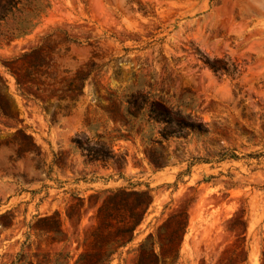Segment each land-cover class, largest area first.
<instances>
[{"label": "rangeland", "instance_id": "1", "mask_svg": "<svg viewBox=\"0 0 264 264\" xmlns=\"http://www.w3.org/2000/svg\"><path fill=\"white\" fill-rule=\"evenodd\" d=\"M13 5L0 22V264H75L119 190L149 207L112 264H135L182 212L172 264H261L264 3ZM25 21L38 25L16 38ZM164 111L178 136L163 138Z\"/></svg>", "mask_w": 264, "mask_h": 264}, {"label": "trees", "instance_id": "2", "mask_svg": "<svg viewBox=\"0 0 264 264\" xmlns=\"http://www.w3.org/2000/svg\"><path fill=\"white\" fill-rule=\"evenodd\" d=\"M0 0V22H5V14L13 9V0ZM13 5V6H12ZM41 11L33 16L39 18ZM38 25H30L26 21L16 30V38L29 35ZM68 74L67 72L64 73ZM63 74V75H64ZM78 74H76L77 76ZM131 106L135 107V103ZM152 108V109H151ZM154 106L150 107L149 114L153 116ZM161 123L164 130L163 138L178 136L177 131L170 128L173 123L169 114L162 112ZM182 128V127H181ZM96 214L97 225L89 235L88 250L80 255L75 264H112L115 257L132 243L136 228L144 220L149 207L148 193H128L125 190L109 193ZM240 216H244V212ZM239 217L237 222L239 223ZM55 221L58 225V215L54 214L46 221ZM57 220V221H56ZM236 227V224H231ZM187 222L184 212L170 217L158 230L157 235H148L138 246L135 264H172L179 258V250L186 233ZM242 261L240 264H243ZM261 264H264V249L261 253Z\"/></svg>", "mask_w": 264, "mask_h": 264}, {"label": "clouds", "instance_id": "3", "mask_svg": "<svg viewBox=\"0 0 264 264\" xmlns=\"http://www.w3.org/2000/svg\"><path fill=\"white\" fill-rule=\"evenodd\" d=\"M262 3H264V0H261Z\"/></svg>", "mask_w": 264, "mask_h": 264}]
</instances>
